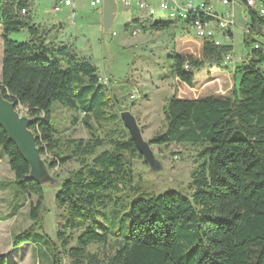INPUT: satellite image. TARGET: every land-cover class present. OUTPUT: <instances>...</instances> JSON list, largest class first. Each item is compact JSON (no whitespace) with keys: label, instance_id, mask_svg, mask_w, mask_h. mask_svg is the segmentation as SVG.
<instances>
[{"label":"trees","instance_id":"1","mask_svg":"<svg viewBox=\"0 0 264 264\" xmlns=\"http://www.w3.org/2000/svg\"><path fill=\"white\" fill-rule=\"evenodd\" d=\"M28 8V0H0V91L34 120L31 129L41 155L53 154L46 162L49 169L71 161L79 164L56 189L55 203L64 211V221L53 264H63L66 257L70 264H264V51L252 49L250 59L235 69V81L238 75L240 79L228 96L169 98L164 106L166 132L150 144L203 146L198 156L204 161L192 174V194L167 191L140 198L125 210L123 225L114 231L108 223L96 224L100 208H107L114 193L135 189L132 159L143 156L121 119L115 90L102 82L97 66L79 58L70 46L51 42L52 28L36 24ZM250 16L251 30L245 33L262 34L264 17L252 11ZM174 23L136 18L125 29L160 31ZM25 29L31 35L28 42L9 38ZM192 39L200 55L175 50L169 55L171 74L189 88L198 82V72H213L233 50L232 45ZM55 102L81 115L87 139L57 136ZM79 120L75 115L72 123ZM0 148L15 174L16 191L29 200L32 223L12 240L19 248L43 229L47 188L30 178V165L1 127ZM111 235L122 240L105 260L88 251L90 245H107ZM0 264H6L2 255Z\"/></svg>","mask_w":264,"mask_h":264},{"label":"rangeland","instance_id":"2","mask_svg":"<svg viewBox=\"0 0 264 264\" xmlns=\"http://www.w3.org/2000/svg\"><path fill=\"white\" fill-rule=\"evenodd\" d=\"M76 4L75 23H70V13L66 10L54 11L56 0H28L31 15L35 22L42 23L53 17V11L59 18L62 17L63 27L54 25L49 35L50 41L58 45L70 46L79 58L89 59L98 68L99 75L107 86L115 90L121 102V112L129 111L136 118L143 138L150 144L156 135L166 132L164 106L169 98L174 95L183 98H204L207 96H228L235 84L239 82L240 75L234 78L235 69L242 65L244 56L250 59L251 51L255 44H260L264 51V31L262 34H246L242 9H237V25L234 29L233 60L228 66H216L213 72L201 71L196 75V84L193 88L182 85L171 74L172 51H179L183 55H200L196 42L192 39L194 32L184 30L181 23H174L170 28L154 31L150 27L142 29L137 34L126 31L125 27L136 18L144 19V14L135 8L133 11L119 7L120 15L112 28L109 39L104 40L101 31L102 19L99 16L101 5L92 6L91 0H73ZM200 4L204 0H193ZM218 11L226 9L219 0H208ZM63 7V6H61ZM153 21H169L166 14L157 9ZM264 29V27H263ZM3 31L0 25V59L3 41ZM10 39L18 42H28L31 35L28 30L11 33ZM248 40V44L245 40ZM205 65L204 68H209ZM213 75V76H212ZM212 76V77H210ZM1 81V79H0ZM138 96L133 98V94ZM22 114L29 116L27 109L20 106ZM77 115L80 120L72 123ZM53 120L57 128V136L85 138L89 133L81 122V115L70 108H65L58 102L53 103ZM157 159L163 168L159 172L151 169L144 159H132L135 181L133 187L122 189L112 196L106 209L100 208L96 221L98 226L103 223L111 225L113 230L121 228L125 210L129 209L132 202L149 196H158L167 191H177L184 196L192 194V174L204 161L198 153L202 145L190 143H173L170 147H157L150 144ZM2 150V148H0ZM45 162H50L53 154L42 155ZM8 159V157H7ZM5 158L0 161V255L6 264H53L52 252L59 247L57 233L62 229L64 211L55 203L57 185L61 179L66 178L71 170L77 169L79 164L71 161L63 166L49 169L52 178L57 182L48 186L45 203L41 211L43 229L38 230L33 241L14 248L13 237L31 225L29 217V200L26 194L17 192L14 185L15 174ZM130 224V221H128ZM71 233V231H68ZM74 235L79 232H73ZM121 237L111 235L107 245L94 244L88 251L96 253L101 259L112 255ZM75 240L71 246L75 245ZM63 264H70V259L65 258Z\"/></svg>","mask_w":264,"mask_h":264},{"label":"built area","instance_id":"3","mask_svg":"<svg viewBox=\"0 0 264 264\" xmlns=\"http://www.w3.org/2000/svg\"><path fill=\"white\" fill-rule=\"evenodd\" d=\"M118 2L119 7L129 11L137 8L145 15L144 18H153L159 9L166 14L168 19L181 23L188 33L192 30L196 38L211 42L216 46L232 45L233 47L237 9L240 8L243 11L245 32L251 30L250 11L264 17V0H219L226 7L224 11H218L208 0H204L200 4H195L193 0H118ZM101 4L102 0H91L92 6ZM61 6L71 8L70 23L74 24L77 15L75 2L73 0H56L54 10L59 11ZM22 13H27V10L23 9ZM140 31V29H135L133 34ZM260 48V44H255L254 49ZM247 58L248 56H244V60ZM233 62V50H231L224 54L221 65L228 66ZM261 67L264 69V61ZM137 96L138 92L136 91L133 98Z\"/></svg>","mask_w":264,"mask_h":264},{"label":"water","instance_id":"4","mask_svg":"<svg viewBox=\"0 0 264 264\" xmlns=\"http://www.w3.org/2000/svg\"><path fill=\"white\" fill-rule=\"evenodd\" d=\"M99 12L102 19L101 31L104 35V40L107 41L120 15L118 0H102ZM121 119L145 162L149 164L153 171H161L163 166L157 159L150 144L144 140L133 114L129 111H124L121 113ZM33 122L34 120L29 116L22 114L20 106L16 102L7 99L0 91V127L7 134L8 139L18 148L24 160L30 165V178L47 188L48 186L56 185L57 182L51 177L49 168L37 146V137L31 129Z\"/></svg>","mask_w":264,"mask_h":264},{"label":"crops","instance_id":"5","mask_svg":"<svg viewBox=\"0 0 264 264\" xmlns=\"http://www.w3.org/2000/svg\"><path fill=\"white\" fill-rule=\"evenodd\" d=\"M54 7H55V4H54ZM27 10L29 12L30 11V8H28ZM53 10H54V8H53ZM62 10H66L69 13H71V8L70 7H67V6L61 7V9L59 11H57V12H61ZM54 11H53V17L51 19H49V20H43V22L42 23H39V24L42 25V26H44V27H47V28H52L54 25L55 26L58 25L59 28H62L63 27L62 17L59 18L57 15H55L56 12H54ZM30 13H31V11H30ZM99 16L101 18L100 12H99ZM35 23L38 24L37 22H35ZM261 31L263 32L264 29H262ZM3 52H4V49H3V45H2V49H1V59H0V79H2V58H3ZM5 158L7 159V156L0 149V161H3ZM7 161H8V164H9V159H7ZM9 166H10V164H9ZM4 185H5L4 182H1L0 181V187H4Z\"/></svg>","mask_w":264,"mask_h":264}]
</instances>
